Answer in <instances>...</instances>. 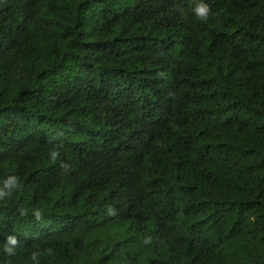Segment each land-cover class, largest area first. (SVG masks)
<instances>
[{"label": "trees", "instance_id": "1", "mask_svg": "<svg viewBox=\"0 0 264 264\" xmlns=\"http://www.w3.org/2000/svg\"><path fill=\"white\" fill-rule=\"evenodd\" d=\"M197 2L0 0V264H264V0Z\"/></svg>", "mask_w": 264, "mask_h": 264}, {"label": "clouds", "instance_id": "2", "mask_svg": "<svg viewBox=\"0 0 264 264\" xmlns=\"http://www.w3.org/2000/svg\"><path fill=\"white\" fill-rule=\"evenodd\" d=\"M192 12L195 15V18L202 22H206L210 13V8L207 3L204 2V0H198L196 5L193 7ZM16 183L15 177H9L7 180L4 181V188L8 191L0 190V197L10 195L11 189L14 187ZM40 213L39 211L36 212V218L39 219ZM8 245H15L16 240L15 237L9 236L7 238ZM5 252L8 254H11L13 252L12 247L5 246ZM39 255L40 253L38 251H34L31 253L30 259L32 260L33 264H39Z\"/></svg>", "mask_w": 264, "mask_h": 264}]
</instances>
